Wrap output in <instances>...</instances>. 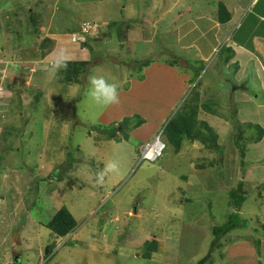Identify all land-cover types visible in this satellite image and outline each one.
I'll use <instances>...</instances> for the list:
<instances>
[{
    "label": "rangeland",
    "instance_id": "obj_1",
    "mask_svg": "<svg viewBox=\"0 0 264 264\" xmlns=\"http://www.w3.org/2000/svg\"><path fill=\"white\" fill-rule=\"evenodd\" d=\"M165 1L0 0V264H264V136L253 139L255 125L264 130V60L247 61L244 48L226 64L227 53L220 55L224 45L236 48L222 42L243 22L246 33L257 28L264 6L251 3L218 33L202 25L207 37L190 32L194 44L184 47L163 21L175 15L174 0ZM128 20V30L110 27ZM256 41L260 47L264 38ZM59 59L90 62L86 82L50 75ZM163 60L178 69L159 84ZM93 73L119 82L118 105L91 101ZM192 107L217 132L210 140L223 146L221 156L189 138L177 152L162 136ZM125 116L129 125L121 124ZM110 123L120 141L93 129ZM159 134L166 147L143 160V145ZM110 162L118 169L99 180ZM239 188L248 227L213 249L214 229L235 211L229 192ZM63 207L78 225L59 236L46 225Z\"/></svg>",
    "mask_w": 264,
    "mask_h": 264
},
{
    "label": "trees",
    "instance_id": "obj_2",
    "mask_svg": "<svg viewBox=\"0 0 264 264\" xmlns=\"http://www.w3.org/2000/svg\"><path fill=\"white\" fill-rule=\"evenodd\" d=\"M248 2V4L252 3L254 0H245ZM264 0H259L257 2V5ZM263 5V4H261ZM264 6V5H263ZM218 18L221 24L227 23L231 15L227 9V6L223 0L219 1L218 4ZM133 20H128V22H114L113 25L110 26L111 29L115 28L116 30L120 31L125 27V30H128L131 28ZM259 22V23H258ZM258 24L264 25V21L261 19H258V16H255L254 18V26L256 27ZM108 27V28H110ZM238 29V32H243L246 30V24L242 23ZM124 30V31H125ZM255 28L256 33H262L261 30H257ZM251 32V31H250ZM248 33V32H247ZM191 42L186 40L182 42V44L188 45ZM232 52V49L229 47H222L220 50V55L226 54L223 58L225 63L231 59V55L229 53ZM177 57V56H176ZM174 57L173 59H175ZM179 57H177V61H171L169 63H172L171 65L175 64L179 61ZM148 62H137L139 64L138 68L145 67L148 65L152 60H147ZM167 61V60H166ZM66 67L61 68L59 71V75L62 78V82L69 84H75V83H85L87 75L89 73V69L91 67V63L88 61H66ZM201 71V70H200ZM200 71L197 72L196 76L198 77L200 75ZM200 77V76H199ZM200 82V81H199ZM198 93L196 92V97ZM186 108V107H185ZM183 108V109H185ZM198 108H189L190 112H181L177 116L173 117L168 123L165 124L162 136L165 137V139L168 141V143H171L175 146L176 151L179 152L181 150V147L183 145V142L185 139H194V141L198 140L204 149H212L214 153L217 155H222L224 148L220 144L216 142H211L210 137L212 136L215 140L217 138V132L214 131L213 127L210 126L206 121H198L197 120V110ZM215 116L216 113H214ZM129 116H125L123 120L121 121V124H127L129 125L130 119ZM139 117V116H137ZM145 119L140 118L137 126L142 125L144 123ZM256 128L255 131H257L258 136L253 138L255 140H260L264 136V130L261 126L255 125ZM95 131H98L99 134L105 136L108 140L115 139L116 141H120L118 137L115 135L118 132L117 126H115L113 123H110L109 126H105L104 128H96L94 127ZM243 129L240 128V126H237V133H236V141L239 142L238 138L240 134H242ZM127 137V135L125 136ZM241 148V147H240ZM242 155H245V150H241ZM69 161L66 165L67 168H73V164L75 163L76 159L73 157L72 153H69ZM221 161V160H220ZM213 164V161H212ZM66 170V169H65ZM230 198L232 200V205L235 208V211L230 213V216L228 220L222 224L221 226H218V228L214 229V240H213V249H215L220 242L221 239L224 237V235L232 230L236 229H246L248 227V220L243 218L240 214L241 208L243 207L245 200L247 199L246 195L241 194V188L239 189H232L229 192ZM77 220L76 217H74L71 212L67 209V207H63L61 210H59L58 213L51 219H49L48 224L46 225L48 229L53 231L59 236H66L69 233H71L76 227H77ZM148 247L151 251H157L158 249V241L153 239L149 241ZM211 258V255H207L205 259L209 261Z\"/></svg>",
    "mask_w": 264,
    "mask_h": 264
},
{
    "label": "crops",
    "instance_id": "obj_3",
    "mask_svg": "<svg viewBox=\"0 0 264 264\" xmlns=\"http://www.w3.org/2000/svg\"><path fill=\"white\" fill-rule=\"evenodd\" d=\"M161 1H165V0H161ZM168 1L169 0L165 1V3H167ZM219 1L220 0H191V1L190 0H174L173 6L169 7V9L171 11L173 10L175 12V15L173 13V16H171V18L169 20L164 19L163 21L164 22L166 21L165 23H168L170 28L171 27L177 28V30L175 31L176 33L173 31L170 34H174V35H172V37H174V36L178 37V42H180L179 44H181L184 47H190L194 43L193 44L190 43L188 45L182 44L183 41L185 43L186 40H188V34L190 32L196 33V31H197L196 39L197 38H199V39L205 38V37H207L205 35V33H207V32L202 29V25H206L208 30H210L212 28L213 30H217V33H218L220 26L230 24L236 16H239V18L241 19V16L238 14L239 11L246 10L251 5V3L248 4V2H246L245 0H238L236 5H234L233 10H232L233 0H223L227 6V9H228L230 15H231V18L227 23L221 24L219 21V18H218ZM258 1L259 0H254L252 3L255 4ZM262 4L264 5V1L262 2ZM150 6H152V5H150ZM167 6H168V3H167ZM154 7H156V6H154ZM235 8H239L236 13H235ZM212 10H214L213 14H212ZM168 15L170 16V13ZM256 15L260 16V19L264 21V15L258 14V12L256 13ZM235 20H237V19H235ZM238 22H240V21H238ZM258 23H257L256 29L261 30L258 27V25L260 26V24H258ZM156 25L159 26L158 24H156ZM239 28L240 27H237L235 30L233 29L234 31L230 32L228 37L226 36V38L222 42V44H224V42L227 40V38H228V41H231L234 43L236 48H234V47L232 48V46H229V42H227L228 43L227 46H229V48L232 49L231 55L234 57H236L238 55V52L236 50H238L239 48H241V49L244 48V51L248 52L245 55V59L247 61L252 60L253 59L252 55H254V54H256L255 56L258 58V60H257L258 62H259V60H264V55L262 56L263 53L262 54L260 53L261 51L264 52V48H263L264 43H262V46L258 47V45H257L258 42L256 41V38H259V37L264 38V28H263L262 33H256L255 30L252 32H249V33H246L244 31L238 32ZM217 33H215V34H217ZM226 33H227V31H226ZM192 38H194V37H192ZM253 39H255L254 43L252 42ZM255 43H257L256 46H255ZM217 47H218V42L215 41V43L212 47V50L216 51ZM224 47H226V46L224 45ZM261 47H262V49H259ZM256 51L259 53L257 54ZM200 53L202 54V56L204 58H209L211 56V53L208 54L207 56L204 55L203 51H200ZM236 53H237V55L235 56ZM233 58H231L230 60H233ZM230 60H229V62H230ZM254 62H256V61H254ZM158 63L160 66H162V68H159L160 70L157 73H154V75L158 74L157 77L161 81V82L158 81V83L162 84V81H166V79L171 80V78H172L171 76L173 75V72L178 68L172 67L171 65L165 64L163 62L162 63L158 62ZM223 64H226V63H223ZM234 71L235 70H233V72ZM162 72H164V74H162ZM263 77H264V75H263ZM183 80H184L183 77H181L180 81H183Z\"/></svg>",
    "mask_w": 264,
    "mask_h": 264
},
{
    "label": "clouds",
    "instance_id": "obj_4",
    "mask_svg": "<svg viewBox=\"0 0 264 264\" xmlns=\"http://www.w3.org/2000/svg\"><path fill=\"white\" fill-rule=\"evenodd\" d=\"M163 62H165V64L170 65L166 60H163ZM66 66L67 65L65 60L63 59L55 60L50 64L48 68V72L50 75H55L61 68H64ZM119 88H120L119 82H117L116 80L110 78L109 76L103 73H93L88 78V96L90 97L91 101L98 106L114 105V104L118 105L120 103ZM160 137L161 135L159 134L156 140L161 141ZM161 143L164 145L165 148L166 146L164 142ZM141 156H142V149H141ZM143 160H147V159H143ZM148 161H155V160H148ZM117 169H118V164L116 162H110L106 164L103 172H101L98 175V179L102 180L104 175H106L109 172L116 171ZM46 251L47 252L45 254H48L49 250Z\"/></svg>",
    "mask_w": 264,
    "mask_h": 264
},
{
    "label": "built area",
    "instance_id": "obj_5",
    "mask_svg": "<svg viewBox=\"0 0 264 264\" xmlns=\"http://www.w3.org/2000/svg\"><path fill=\"white\" fill-rule=\"evenodd\" d=\"M153 146H157L154 151L152 148ZM163 148L164 145L159 140H155L153 144L152 142H149L145 144L142 148V158L147 160H154L155 157L162 153Z\"/></svg>",
    "mask_w": 264,
    "mask_h": 264
},
{
    "label": "bare ground",
    "instance_id": "obj_6",
    "mask_svg": "<svg viewBox=\"0 0 264 264\" xmlns=\"http://www.w3.org/2000/svg\"><path fill=\"white\" fill-rule=\"evenodd\" d=\"M157 146H153L152 148H153V151L155 150V148H156ZM47 249H49V248H47Z\"/></svg>",
    "mask_w": 264,
    "mask_h": 264
}]
</instances>
